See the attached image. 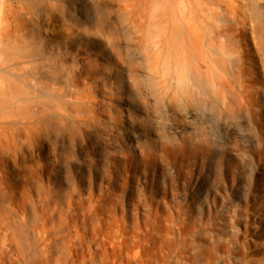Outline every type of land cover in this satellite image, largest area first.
<instances>
[{
    "label": "rangeland",
    "instance_id": "obj_1",
    "mask_svg": "<svg viewBox=\"0 0 264 264\" xmlns=\"http://www.w3.org/2000/svg\"><path fill=\"white\" fill-rule=\"evenodd\" d=\"M95 1L107 34L91 0H0V264H264V39L255 123L194 125L122 0Z\"/></svg>",
    "mask_w": 264,
    "mask_h": 264
},
{
    "label": "bare ground",
    "instance_id": "obj_2",
    "mask_svg": "<svg viewBox=\"0 0 264 264\" xmlns=\"http://www.w3.org/2000/svg\"><path fill=\"white\" fill-rule=\"evenodd\" d=\"M91 1L89 23L107 34L106 18L97 17L98 6ZM121 8L136 39L150 42L155 61L166 64L159 76L166 79L176 75L181 110L199 120L200 124L194 125H208L206 111L218 113L217 118L227 113L232 120L229 125H244L245 119L254 122L252 105L259 86L255 72L247 73L242 65L246 53L242 41L247 40L248 32L253 33L254 43L264 39V0H122ZM203 33L211 40L222 39L231 45L225 64L214 56L229 55V51L213 44L208 46L207 56L198 54ZM189 51L196 57L187 73L182 74L179 57ZM202 66L207 73H203Z\"/></svg>",
    "mask_w": 264,
    "mask_h": 264
}]
</instances>
